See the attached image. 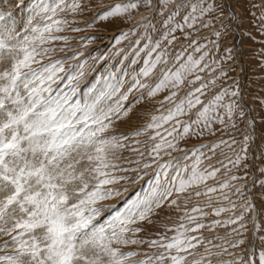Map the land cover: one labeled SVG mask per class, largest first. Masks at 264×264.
Wrapping results in <instances>:
<instances>
[{
  "label": "snow or ice",
  "instance_id": "obj_1",
  "mask_svg": "<svg viewBox=\"0 0 264 264\" xmlns=\"http://www.w3.org/2000/svg\"><path fill=\"white\" fill-rule=\"evenodd\" d=\"M158 6L162 15L168 12L162 22L167 30L160 39L154 41L148 33L149 29L156 31V26L143 13L141 20L146 23H137L116 37V42L120 43L139 28L145 31L142 39L147 43L134 50L136 57L142 52L145 54L144 67L133 78L131 86L122 91L124 79L109 72L99 77L83 96L78 95L79 83L87 62L75 65V70H66L65 60L49 58L56 51L53 42L69 39L60 35L68 25V20L60 14L66 9L74 13L83 11L81 0H72L70 4L66 0H32L26 16L19 19L12 11L0 10V264H264V236L260 237L262 246L258 252L245 250L238 256L228 249L244 245L243 238L213 243L203 236L206 228L212 231L216 227L237 225L243 221L244 212L253 207L246 202L238 215L214 219L210 224L203 219L210 214L220 217L230 209L212 206V196L208 194L216 193L217 187H207L203 193L195 190L220 171L211 166V170L200 167L201 157L205 156L201 149L215 154L221 145L231 148L236 143L234 139L231 144L221 139L218 143L201 145L192 149L191 157L184 152L181 158L191 159L190 167L188 164L181 166V158L177 157L157 162L162 151H183L179 142L186 138L203 136L206 132L214 134L215 123L228 127L226 121L234 119L237 109L243 118L245 113L236 101L225 100L228 96L236 97L238 90L229 92L222 88L210 94V86H215L218 77L204 82L198 74L209 68L203 63L208 53L204 52L199 58L187 53L188 47H192L193 52H201L205 47L195 39H190L183 51L175 55L172 68L159 70L154 84L143 82V78L156 73L158 65L167 64L166 51L161 48L163 42L171 45L178 41L177 31L183 32L187 39L190 34L184 32L185 27L193 28L198 17L206 14L219 10L221 17L229 18L225 15L227 4L220 5L215 0L208 4L204 0H181L180 3L176 0H157L156 3L153 0H118L101 7L94 20L127 22L132 20L134 10L143 7L152 15ZM183 10H187V14L182 16L181 23L176 17L181 16ZM261 16L264 19V10ZM235 18V15L231 17ZM71 30L81 31L79 28ZM215 35L219 37L221 33L217 31ZM140 44L137 40L136 45ZM132 63L137 60L133 59ZM219 75L226 73L221 70ZM190 76L193 79L189 80ZM65 80V88L61 89L59 85ZM197 82H200L198 86L176 100L182 86ZM169 86L176 91L165 100L173 106L153 115L146 127L130 134L140 136L149 129L155 130L149 137L154 142L148 151L151 162L135 161L137 168H150L155 163L158 169L155 179L149 182L143 195L128 200L99 223L102 211L115 207L103 202L120 197L121 182L129 179L120 173L137 170L118 163L122 157L117 153L128 147L125 143L128 135H110L109 129L115 120L129 117L133 111L135 104L129 102V94L134 90H145L135 101L139 103L145 94L155 97ZM205 96L209 98L202 99ZM231 126L234 128L235 123ZM249 140L250 137L245 136L241 152L234 153V159H228L233 167L245 158L241 153H246ZM130 151L144 156L138 148ZM165 154L171 156V151ZM136 178L140 177L133 179ZM238 179L240 177L233 175L218 186L220 196L229 202L231 209L237 205L224 190H230V181ZM242 187L236 186L235 192L243 195ZM190 188L197 197L208 196L205 207L209 211L199 206L190 210L185 207L184 214L179 217L181 223L168 229L173 235L156 233V238L152 239L139 235L144 232L142 223H151L154 207L160 208L174 193H187ZM178 199L179 196L172 199L171 205L179 208ZM244 228L245 225L239 223L238 228L232 227L231 233L242 237L240 229ZM130 245H144L151 251L141 253L129 248ZM224 254L233 259H221Z\"/></svg>",
  "mask_w": 264,
  "mask_h": 264
},
{
  "label": "rangeland",
  "instance_id": "obj_2",
  "mask_svg": "<svg viewBox=\"0 0 264 264\" xmlns=\"http://www.w3.org/2000/svg\"><path fill=\"white\" fill-rule=\"evenodd\" d=\"M31 2L32 0H23V3H21V0H0V10L12 11L19 19L26 16L27 8L31 6ZM71 2L72 0H66V3L70 4ZM116 2L118 0H81L83 11L74 13L71 9H66L65 12L60 14L62 18L68 20L65 31L60 35L67 36L69 39L53 42L56 51L49 58L51 60H65L64 67L66 70H75V65L84 61L87 62L84 75L80 78L79 96H83L88 88L97 82L99 77L106 76L109 72H115L118 78L124 79L125 84L122 91H126L131 86L133 78L144 67L145 54L142 52L140 57H136L134 50L147 43V40L142 39L145 31L143 28H139L134 34L130 33L127 39L121 40L120 43L116 42V37L122 31H129L137 23H146L147 21L141 20L142 13L156 26V31L148 30L154 41L160 39L167 30L162 22L168 12H164L162 15L159 6L152 15H149L148 10L143 7L139 11L134 10L132 20L127 22L94 20L101 7H107ZM153 2L156 3L157 0H153ZM176 2L180 3L181 0H176ZM192 2H195V0H192ZM204 3H213V0H204ZM215 3L227 4L225 15L229 18L221 17L219 10H217L198 17L193 28L185 27L184 32L190 34L187 39L184 37L183 32L177 31L175 35L179 38L178 41L173 42L171 45L163 42L161 45V48L166 51L167 64L162 62L157 66L156 73L151 77L143 78V82L154 84L159 76V70L161 68H172L175 64V55L183 51L190 39H195L198 44L205 45V47L201 49V52H193V48L188 47L187 53H192L197 58L204 52L208 53L203 63H207L209 68L198 74L201 75L204 82L212 77H218L215 86H210V94H214L222 88H227L229 92L238 90L239 94L236 97L228 96L225 97V100H235L245 113L243 118L238 115L239 109H237L234 119L226 121L228 127L215 123L213 125L214 134L206 132L203 136L186 138L184 141L179 142V148L183 151L167 149L165 151H171V156L162 151L157 160L158 163H164L172 160L173 157L181 158L184 152H187L191 157L192 149L199 148L201 145L218 143L221 139L228 141L229 144L233 139L236 141L231 148L227 145H221L220 148L215 150V154L209 152L206 148L201 149L205 152V156L201 157L200 167L211 170L209 167L211 166L219 168L220 171L205 184L196 186L195 190L203 193L207 191V187H217L218 191L216 193L208 194L212 196V206L230 209L228 212L221 213L220 217L210 214L208 217L203 218L206 224H210L214 219L223 220L234 214H240L243 211L242 206L246 202L253 205L252 209L244 212L243 221L238 222L237 225L216 227L212 231L207 228L203 230L205 240H212L213 243H223L224 239L243 238L245 240L244 245L238 249H228L229 252L238 256L243 255L245 250L255 249L258 252L262 246L260 237L264 236V187H262L264 185V19L261 16L262 10H264L262 9L264 0H215ZM185 14H187V10H183L181 16L176 17V20L182 23V16ZM233 15L236 17L234 20L231 19ZM90 23L92 24L91 27L88 26ZM205 24L207 27L204 26ZM72 28H79L81 31L74 32L71 30ZM217 31L221 33L219 37L215 35ZM93 37L94 39H91ZM137 40L141 41L140 45H136ZM61 48L64 50L60 51ZM79 53H82V55H78ZM73 56L76 59H71ZM125 56H127V59H125ZM133 59H136L137 63L133 64ZM212 69H215V71H212ZM221 70L226 73L225 76L219 75ZM188 79L191 80L193 77L190 76ZM66 83L65 80L60 83L59 87L64 89ZM199 83L182 86L178 91L176 100L184 97L191 88L198 86ZM172 91H176V89L169 86L157 93L155 97H149L145 94L139 103H135L145 90H134L133 93L129 94V102L135 104L133 111L129 114V117L115 120L114 126L109 129L110 135H128V140L125 141L128 147L117 153L122 157L118 163L122 167L136 168L137 170L136 172L120 173L128 176L129 179L121 182L120 197L103 202L106 206L115 207H106L102 211V215L98 217L99 223H103L114 211L123 207L128 200L143 195L149 187V182L155 179V173L158 171L155 163L150 168H137L135 163L136 160L151 162L148 151L154 142L149 137L154 135L155 130L149 129L140 136L130 134L146 127L153 115L166 112L168 108L173 106L172 102L165 100V97L169 96ZM207 98L209 96L202 97L205 100ZM129 102H126V104ZM232 123H235L234 128L231 126ZM165 127H170V125H165ZM160 131L163 133V129H160ZM245 136L250 137L246 153H241L245 158L240 165L233 167L228 163V159H234V153L241 152L244 147ZM137 140L140 142L139 144L134 143ZM131 148H138L144 153V156L140 157L139 153L131 152ZM128 160H131L132 163H127ZM179 163L181 166L188 164L190 167L192 161L191 159L185 161L181 158ZM222 164L227 167L222 166ZM245 165L247 166L245 167ZM233 175L240 177V179L230 181V190L225 189L224 191L228 192L230 200L237 205L235 209H231L229 202L220 196L218 187L220 183L229 180ZM135 177L140 178L133 179ZM241 185L243 186L241 190L243 195L235 192V187ZM124 189H127V191H124ZM177 196H179V208L170 203ZM208 202V196L197 197L194 195L192 188L187 193H174L160 208L154 207L150 216L151 223H142L144 232L139 235L144 239H152L156 238V233L164 234L167 232V235L171 236L174 233L168 231V229L181 223L179 217L184 214L185 207L190 210L192 207L199 206L205 211H209L205 207ZM239 223L245 225L244 229H240L243 233L242 237L231 233L232 227L238 228ZM128 247L141 253L151 251L144 245H130ZM200 251L202 252L203 248H200ZM221 259L232 260L233 257L224 254Z\"/></svg>",
  "mask_w": 264,
  "mask_h": 264
}]
</instances>
